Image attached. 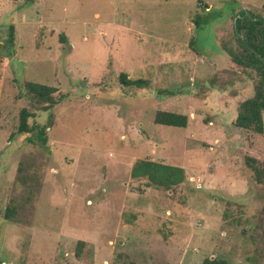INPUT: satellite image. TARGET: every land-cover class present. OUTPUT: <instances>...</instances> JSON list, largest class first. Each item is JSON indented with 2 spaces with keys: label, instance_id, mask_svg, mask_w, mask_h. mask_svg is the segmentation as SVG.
Listing matches in <instances>:
<instances>
[{
  "label": "rangeland",
  "instance_id": "374dc122",
  "mask_svg": "<svg viewBox=\"0 0 264 264\" xmlns=\"http://www.w3.org/2000/svg\"><path fill=\"white\" fill-rule=\"evenodd\" d=\"M263 4L0 0V39L14 24L17 44L0 55V264H264V185L230 130L256 73L225 49L236 46L237 12L264 16ZM122 72L151 86L123 87ZM25 80L66 96L47 130L50 153L18 133ZM159 109L187 114L188 126L156 123ZM26 157L42 177L33 203L17 182ZM140 158L182 166L188 182L148 188L131 178ZM11 205L17 221L4 219Z\"/></svg>",
  "mask_w": 264,
  "mask_h": 264
},
{
  "label": "trees",
  "instance_id": "16d2710c",
  "mask_svg": "<svg viewBox=\"0 0 264 264\" xmlns=\"http://www.w3.org/2000/svg\"><path fill=\"white\" fill-rule=\"evenodd\" d=\"M264 8V4H263ZM213 10L205 14H198L195 18L196 27L211 20ZM264 16L257 15L251 10H241L235 15L234 36L236 46L225 47L234 63L256 73L253 94L239 104L237 118L231 123L230 130L234 135L240 136L244 161L253 172V181L264 185ZM66 34H61V41L67 42ZM195 39L192 38L190 45ZM15 25L9 26V34L0 39V55L13 57L16 53ZM197 51L196 49H194ZM0 56V58H1ZM123 87L133 86L144 89L151 86L147 78H130L126 72L119 75ZM20 97L29 101L20 111L18 133L24 135L27 144L41 147L50 153L47 130L54 122L53 109L65 100L64 94L59 95V88L53 85L25 80L20 85ZM38 112H47V121L41 123L37 120ZM154 120L158 124L176 127H187L189 117L185 113L159 109L155 112ZM131 178L143 180L148 188H157L173 191L176 187L188 182L186 169L179 165L163 161L140 158L132 167ZM18 184L25 190V199L33 203L41 188L42 177L36 167L35 159L26 157L20 163L17 176ZM264 212V205H263ZM17 210L11 205L5 212L6 221L16 220ZM264 239V224L261 225ZM83 240L80 244H84ZM80 256V252L77 253ZM203 264H230L225 257H206Z\"/></svg>",
  "mask_w": 264,
  "mask_h": 264
},
{
  "label": "water",
  "instance_id": "95a60500",
  "mask_svg": "<svg viewBox=\"0 0 264 264\" xmlns=\"http://www.w3.org/2000/svg\"><path fill=\"white\" fill-rule=\"evenodd\" d=\"M263 19H264V17H263Z\"/></svg>",
  "mask_w": 264,
  "mask_h": 264
}]
</instances>
